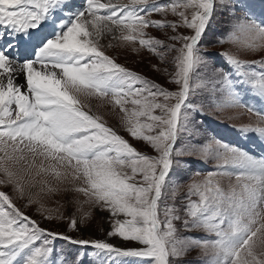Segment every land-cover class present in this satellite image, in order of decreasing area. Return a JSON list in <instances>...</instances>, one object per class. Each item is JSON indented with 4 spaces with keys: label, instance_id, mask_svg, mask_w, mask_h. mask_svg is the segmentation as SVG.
I'll use <instances>...</instances> for the list:
<instances>
[{
    "label": "snow or ice",
    "instance_id": "snow-or-ice-1",
    "mask_svg": "<svg viewBox=\"0 0 264 264\" xmlns=\"http://www.w3.org/2000/svg\"><path fill=\"white\" fill-rule=\"evenodd\" d=\"M169 13L178 19H149ZM218 21L228 26L219 43L262 53L260 59L222 52L226 67H210L201 41ZM151 27L171 28L176 34L167 39L175 43L149 36ZM109 35L138 43L162 62L175 53L169 83L177 90L116 63L101 44ZM204 93L211 102L207 112L204 103L193 101ZM81 96L111 97L125 130L156 155L140 152L101 116L85 111ZM258 104H264V0H0V184L12 185L23 198L20 172L38 167L37 175L50 171L61 181L70 176L82 182L72 190L114 219L108 237L136 244L121 248L48 231L0 191V264H86L93 255L95 264H193L187 259L193 252L203 264H264V224L256 226L264 219V157L216 137L192 142L203 123L197 114L233 107L257 117L236 131L264 146ZM185 134L189 139L177 148ZM185 157L214 161L217 170L189 182L178 205L183 185L172 176ZM229 168L236 171L226 173ZM225 175L227 189L221 185ZM69 230L79 231L74 216ZM57 241L70 247L58 248Z\"/></svg>",
    "mask_w": 264,
    "mask_h": 264
},
{
    "label": "rangeland",
    "instance_id": "rangeland-1",
    "mask_svg": "<svg viewBox=\"0 0 264 264\" xmlns=\"http://www.w3.org/2000/svg\"><path fill=\"white\" fill-rule=\"evenodd\" d=\"M122 3H127L128 0H121ZM160 3H167L168 0H158ZM151 20H165L175 21L178 18L168 14L167 17L159 14H153L149 17ZM227 24L222 21H218L213 28L204 36L201 41V46L207 49V56L209 59L210 67H226L224 59L219 56L222 52L238 53L241 60L252 61L260 59L262 53H249L244 51H238L236 45L230 43H219L221 39H224L227 35ZM149 36L163 39L166 44L175 43L174 41L168 40L167 37L175 35L171 28L159 30L151 27L146 30ZM178 33L190 34L186 28L177 29ZM109 43L113 46L109 47ZM101 44L104 45L103 50L105 54L112 57L116 63L130 69L131 71L139 74L147 80L154 82L157 85L169 90L176 91L177 86L169 83L171 74L174 72V66L172 58L175 53H167L165 60L162 62L160 58L147 50V48L141 47L138 43L130 44L120 40H109L102 39ZM176 47L179 48L180 44L176 43ZM224 63L221 61V59ZM159 69V71L157 70ZM167 69V71H165ZM202 71V70H201ZM217 100L222 102L220 95H217ZM82 104L84 105L85 111H91L92 113L102 117L103 121L109 127H112L121 136L127 139L137 150L148 155L155 156V151L141 140H135L125 130L122 125L123 113L120 112L118 107H114V103L111 97H104L103 99L98 97H85L81 96ZM194 102H202L205 105V111H209L211 102L209 95L204 93L203 95H197L193 97ZM131 107V105H126ZM258 109L264 110V104L256 105ZM212 122L197 124L199 129V136L192 138V142L195 144H202L209 137H216L223 142L234 144V139L241 135L236 131V128L240 125L255 123L257 117L248 113L242 108L225 107L222 111H212L211 115H203ZM196 120H202V116L197 114ZM221 120V121H220ZM203 121V120H202ZM189 139L186 134L177 141V148L183 146L186 140ZM252 140V139H251ZM238 141V140H237ZM249 141V139H247ZM255 143L258 144V140ZM255 151V152H254ZM252 153L257 157H262L261 150L257 148ZM258 152V153H257ZM187 163L182 169L176 171L172 176V182H179L181 187L179 194L176 197V202L179 205L182 198L187 195V184L192 180H202L204 175L209 171H216V165L214 161L203 162L196 157H185ZM39 163V161H38ZM49 162H45L47 165ZM55 163V162H51ZM59 171L63 172L64 169L58 168ZM38 167L31 170L28 174L23 172L19 173V177L22 180L24 186V196L20 197V193L14 190L12 185L0 184V191L5 192L10 196L16 207L20 208L21 211L32 220L36 221L39 226L47 229L48 231L60 232L72 236L73 238L89 239L88 236H92V240H107L108 232L112 230L114 219L109 215L107 211H103L98 207L87 203V197L82 193L76 192L73 189L74 186H81L82 182L79 180H72L69 176L67 180H57L50 171L37 175ZM226 173L235 172V169H224ZM196 173L201 175L197 176ZM5 177L3 173H0V180ZM46 182V183H45ZM230 181L228 175L221 178V185L227 189ZM232 184H235V180H231ZM52 187L58 189V191L48 192L47 189ZM195 199V197H193ZM32 201L29 203V201ZM168 203H172L171 200ZM182 207V205H180ZM82 209V210H81ZM83 213H89L87 219L81 222ZM51 216L52 218H47ZM75 217L79 224V231H70L69 223L70 218ZM123 219V217H121ZM260 224H264V219H261L257 227ZM177 227H180L179 223ZM264 232V229H262ZM181 235L192 236L196 235L199 237L214 239V236H209L205 233L196 232H182ZM261 234L258 233V236ZM119 240L121 248L135 247V242L123 241L117 236H112ZM255 239V238H254ZM109 242V241H108ZM57 247L69 248L70 246L65 245L63 241L56 242ZM89 252L94 250L89 249ZM259 251V249H258ZM188 260L192 261L193 264H203L202 259H196V253L193 252L187 257ZM96 257H86V264H95Z\"/></svg>",
    "mask_w": 264,
    "mask_h": 264
},
{
    "label": "bare ground",
    "instance_id": "bare-ground-1",
    "mask_svg": "<svg viewBox=\"0 0 264 264\" xmlns=\"http://www.w3.org/2000/svg\"><path fill=\"white\" fill-rule=\"evenodd\" d=\"M104 39H109V40H111V36L109 35L108 37H106V38H104ZM20 83H22L23 82V77H21L20 78V81H19ZM247 139H249V141H247ZM243 140H244V145H245V147L248 149V150H250L251 151V153L256 149L257 150V148L258 149H260L261 150V154L262 155H264V146H261L259 143V145H256L255 143H257V141H253V140H250V138L249 137H247V136H245V137H243ZM255 152V151H254ZM258 153V152H257ZM88 238L90 239V240H92V236H88ZM107 240L110 242V243H112V244H114V245H116V246H121V243L119 242V240L118 239H116L115 237H108L107 238Z\"/></svg>",
    "mask_w": 264,
    "mask_h": 264
}]
</instances>
